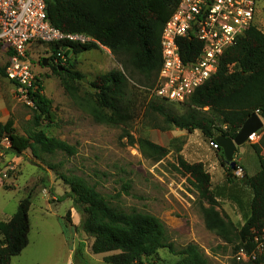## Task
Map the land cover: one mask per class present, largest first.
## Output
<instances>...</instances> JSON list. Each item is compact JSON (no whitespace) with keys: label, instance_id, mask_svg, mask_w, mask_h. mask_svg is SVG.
I'll list each match as a JSON object with an SVG mask.
<instances>
[{"label":"trees","instance_id":"1","mask_svg":"<svg viewBox=\"0 0 264 264\" xmlns=\"http://www.w3.org/2000/svg\"><path fill=\"white\" fill-rule=\"evenodd\" d=\"M181 1L46 0L52 26L65 34H85L95 39L109 49L123 66L124 72L113 70L97 76L89 84L94 93H85L84 96L80 95L83 74L61 65L53 68L72 100L96 123L127 127L141 115L143 118L154 115L162 119L165 126L188 133L200 131L210 142L220 135L234 139L254 113L258 112L264 120V33L256 27L225 52L216 74L186 102L183 114H178L164 100L147 102L144 99L143 102L141 89L131 85L130 79L138 73L145 78V87L154 88L162 66V32ZM180 46L185 63L195 61L203 47L195 37L181 40ZM49 47L53 54L52 62L61 52L69 58L70 55L78 56L100 49L93 43L67 41L50 44ZM60 69L63 71L60 72ZM0 76L6 77L5 69L0 68ZM43 91V86L39 84V90L31 94L36 108L30 128L24 134L18 133L11 117L5 124L0 123V141L7 139L10 152L17 156L27 151H31L38 160L58 153L74 156L76 149L73 146L42 129L43 123L51 122L54 117L52 101L44 96ZM259 133L263 134L264 130ZM127 135L131 144L137 145L144 155L162 159L170 154L169 149L150 140ZM252 147L260 170L256 175L243 179L252 190L253 199L250 218L240 229L225 212L218 210L217 198L211 191V176L205 165L177 157L178 169L190 176L192 186L199 195L207 230L225 241H229L231 232L238 231L241 243L237 252L241 249L251 252L255 236L260 235L264 228V134L260 143ZM219 151L221 163L231 178L236 168H230L222 150ZM60 179L70 187L65 198L72 200L81 216L77 228L94 240L92 250L95 254H111L105 258L107 264H144L164 248L181 256L176 264H210L203 249L196 243H189L177 252L169 241L165 224L157 217L112 205L83 177L61 175ZM129 189L128 184L125 190ZM30 209L31 196H28L20 202L10 221H0V264H11L13 258L21 255L29 245ZM259 263H264V257Z\"/></svg>","mask_w":264,"mask_h":264},{"label":"rangeland","instance_id":"2","mask_svg":"<svg viewBox=\"0 0 264 264\" xmlns=\"http://www.w3.org/2000/svg\"><path fill=\"white\" fill-rule=\"evenodd\" d=\"M258 11L257 27L264 33V2ZM28 55L41 79L44 96L52 101L54 117L51 122H44L42 129L73 146L76 154L58 153L38 160L31 151L17 156L10 152L6 139L0 141V221H10L20 202L31 196L29 245L11 264H107L105 258L111 254H95L94 240L77 228L81 216L72 200L65 198L70 187L60 179L61 175L83 177L112 205L125 211L157 217L165 224L169 241L177 252L189 243H196L210 264H240L235 259L241 243L238 231L231 232L229 241H225L207 230L190 176L178 169L177 157L185 159L176 150L178 146L208 151V141L200 131L185 140L172 138L162 119L154 115L145 118L141 115L127 127L98 124L65 90L61 77L54 72L56 65L51 60L49 45H32ZM67 64V69L84 76L81 96L94 93L89 84L97 76L113 70L124 72L115 57L102 49L70 55ZM6 65L7 58L0 52V68L5 69ZM145 82L138 73L130 79L131 85L141 89L143 102L157 99L152 96V89L143 85ZM16 93V86L0 76V106L14 119L17 132L24 134L31 126L34 109L21 103ZM167 104L178 114L186 110V103ZM128 133L135 139L143 138L163 146L170 154L162 159L144 155L137 145L131 144ZM251 152L243 154L244 164L250 172H258V158ZM180 259L181 256L164 248L144 264H176Z\"/></svg>","mask_w":264,"mask_h":264},{"label":"built area","instance_id":"3","mask_svg":"<svg viewBox=\"0 0 264 264\" xmlns=\"http://www.w3.org/2000/svg\"><path fill=\"white\" fill-rule=\"evenodd\" d=\"M262 2L264 0H182L162 32V66L151 90L152 96L171 103L188 102L216 74L225 52L251 28H258L257 14ZM192 37L203 47L195 61L185 63L180 41ZM63 41L93 43L110 52L85 34H65L52 26L46 0H0V50L8 53L6 78L17 87L16 96L21 103L36 108L31 94L39 90V84L42 85L28 50L35 44L50 45ZM53 64L65 66L67 57L61 52ZM259 137L258 132L250 137L249 142H255ZM209 144L214 150H220L215 141ZM233 176L243 179L244 168L237 165ZM263 257L264 228L254 238V249L251 252L239 250L235 259L240 264H264L259 263Z\"/></svg>","mask_w":264,"mask_h":264},{"label":"crops","instance_id":"4","mask_svg":"<svg viewBox=\"0 0 264 264\" xmlns=\"http://www.w3.org/2000/svg\"><path fill=\"white\" fill-rule=\"evenodd\" d=\"M0 52L6 56L8 62V53L3 50H0ZM107 53L111 55V51ZM9 118H11L9 113L4 110L3 106H0V123L5 124ZM166 132H168L172 138L185 140L196 131L193 133H188L183 129L166 126ZM263 134H261L255 142H248L237 150L235 160L238 165L244 168L245 176L252 177L259 172L254 171L252 173L249 169H247L246 165L244 164L243 154L247 155L250 153V151L256 154L252 146L260 143ZM202 136L204 137L203 134ZM207 146L208 151H206V153L203 149L198 150L197 148H192L191 150H188V147L181 148L180 146H178L176 150L180 151V153L189 162L203 163L205 165L211 176V191L217 198L219 204L218 210L225 212L230 217L235 226L240 229L250 218L253 192L248 186L244 184V178L236 179L234 176H231L230 178L225 167L221 163V151L214 150L210 146L209 142L207 143ZM199 152L201 155H199ZM211 153H214L215 155L212 154L211 156ZM262 155L264 156V148L262 149Z\"/></svg>","mask_w":264,"mask_h":264},{"label":"water","instance_id":"5","mask_svg":"<svg viewBox=\"0 0 264 264\" xmlns=\"http://www.w3.org/2000/svg\"><path fill=\"white\" fill-rule=\"evenodd\" d=\"M44 65H47V61H44ZM264 128V123L262 118L254 113L242 126L238 134L234 139L227 138L223 135L217 136L215 142L219 145L220 149L223 152L225 161L227 165L235 169L237 162L235 156L238 148L242 147L249 142V139L252 135L260 132Z\"/></svg>","mask_w":264,"mask_h":264}]
</instances>
